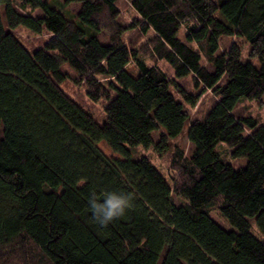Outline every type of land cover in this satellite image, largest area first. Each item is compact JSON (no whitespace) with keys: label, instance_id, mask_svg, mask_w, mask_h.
Masks as SVG:
<instances>
[{"label":"trees","instance_id":"1","mask_svg":"<svg viewBox=\"0 0 264 264\" xmlns=\"http://www.w3.org/2000/svg\"><path fill=\"white\" fill-rule=\"evenodd\" d=\"M0 6V264H264V125L233 114L264 99V0ZM20 29L41 45L31 51ZM224 37L245 41L248 58L236 43L219 53ZM164 63L215 98L188 129L185 105L199 98ZM185 131L194 150L176 147L170 180L140 150L164 154ZM228 157L247 165L237 171ZM100 190L135 194L106 228L87 206Z\"/></svg>","mask_w":264,"mask_h":264},{"label":"rangeland","instance_id":"2","mask_svg":"<svg viewBox=\"0 0 264 264\" xmlns=\"http://www.w3.org/2000/svg\"><path fill=\"white\" fill-rule=\"evenodd\" d=\"M47 1H54V0H47ZM60 1L62 3L65 2V0H60ZM79 6L80 5L73 4V5H70L67 8V10L71 14H77L79 10ZM0 8L2 7L0 6ZM1 12L4 17V10L2 9ZM124 12L125 14L121 16L120 21L123 24H129L134 14L132 15V13H129L128 11H124ZM36 13L39 15L42 14L40 10H38ZM4 22L6 23L5 20ZM18 31L22 33L23 43L31 51L41 45L40 40L36 39L34 36H30V34L26 30L20 29ZM151 36L152 34H149L148 36H146L142 43L147 42ZM43 39L46 40L47 37H44ZM108 39L109 37L106 33H103L100 35V40L102 43L104 44L108 43ZM234 43H236L238 46L241 47L243 58L245 59L248 58L249 48H248L247 43L237 38H226V37L222 38L220 40V52L219 53H225L229 51L231 46ZM148 60H150L151 63H153L151 59H148ZM252 62L254 63L256 67L260 66V63L258 60H253ZM161 67L162 69H164L166 74L171 79L173 80L175 79L174 72L168 65L164 63L163 65H161ZM175 80L179 85H181L187 91V93L197 96V98H199L198 104L195 108L185 105V110L189 115V120L187 122V128H186L188 129V126L191 123L192 119L199 114V111H201V109L205 112V110L208 109L209 106L213 103L215 98L211 91L203 92L202 88H199V89L196 88L191 76L183 78V79H175ZM69 92L71 94L74 93L73 89L70 90ZM174 93L179 100H182V98L176 92ZM96 111L98 114L97 121L102 123L104 120L103 104L100 103L99 105H97ZM233 114L236 118L252 117L260 125H264V99L262 101H247V100L242 101L239 105H237V107L233 111ZM160 135H161V132L154 133V138L156 141L159 140ZM0 136H1V133H0ZM177 146L180 148L181 151L184 152V155L186 157H190V155L192 154L194 150V146L188 139L187 131L183 132L182 136L178 139V141L172 142L170 144V148L168 152L164 154H159L155 151L153 152L152 150L151 151L140 150V154L149 155L151 158V161L162 170V172L167 176V178L171 180L172 176L175 175V173L172 171V165H173V157H174L175 149ZM97 147L107 159L109 160L121 159L120 156L114 154L105 143L102 142L98 144ZM221 151L223 153L226 152L227 154H229V151L224 148H222ZM228 160L231 161L233 168L237 171L245 168L247 165L246 159H230V157H228ZM172 200H173V203L177 206H180L182 204V202L175 196L172 197ZM211 216L218 224H220L226 230H231V228L220 219L219 212L216 209L212 211Z\"/></svg>","mask_w":264,"mask_h":264},{"label":"clouds","instance_id":"3","mask_svg":"<svg viewBox=\"0 0 264 264\" xmlns=\"http://www.w3.org/2000/svg\"><path fill=\"white\" fill-rule=\"evenodd\" d=\"M135 194L131 191H93L89 194L87 206L92 219L101 228H106L127 215L134 207Z\"/></svg>","mask_w":264,"mask_h":264}]
</instances>
